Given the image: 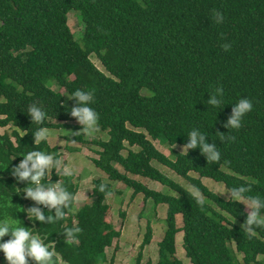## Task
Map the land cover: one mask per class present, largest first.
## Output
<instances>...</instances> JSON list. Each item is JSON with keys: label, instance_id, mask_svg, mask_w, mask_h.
I'll return each mask as SVG.
<instances>
[{"label": "trees", "instance_id": "obj_1", "mask_svg": "<svg viewBox=\"0 0 264 264\" xmlns=\"http://www.w3.org/2000/svg\"><path fill=\"white\" fill-rule=\"evenodd\" d=\"M69 11L81 25L77 38L67 26ZM214 11L223 14V23L214 22ZM225 43L231 45L229 51L222 49ZM219 86L224 95L217 109L206 101ZM78 89L94 92L89 106L99 115L97 130L106 136L92 141L98 148L93 167L131 189L132 196L141 194L153 208L165 205V229L154 264H182L174 258L178 232L189 264H264L257 260L264 257V228L249 237L240 228L245 207L219 198L200 183L206 178L225 190L250 184L249 195L264 198V0H0V127L13 128V144L8 136L1 137L3 169L33 150L59 157L45 141L33 144L32 134L40 127H80L69 124L76 122L69 114L74 104L69 99ZM242 98L251 100L253 109L242 118L241 128L222 127ZM34 103L46 113L42 125L31 124L27 115ZM194 128L219 148V162L207 163L199 148L187 156L172 150L187 143ZM217 132L236 139L220 142ZM70 138L82 142L78 134ZM152 142L170 148L174 159ZM150 163L199 188L203 206ZM135 177L156 182L174 196L147 189ZM58 179L75 195L72 176L52 170L51 182ZM91 184L90 203L75 215L55 224L34 221L35 233L54 241L68 264H101L104 249L119 236L109 222L105 194L98 191L101 183ZM76 226L82 229L79 243L71 244L63 231ZM150 236L146 223L134 264H152L140 263V249Z\"/></svg>", "mask_w": 264, "mask_h": 264}, {"label": "clouds", "instance_id": "obj_2", "mask_svg": "<svg viewBox=\"0 0 264 264\" xmlns=\"http://www.w3.org/2000/svg\"><path fill=\"white\" fill-rule=\"evenodd\" d=\"M213 20L216 24L224 21L223 14L213 12ZM222 49L229 51L231 45L223 44ZM223 87L219 86L215 92L209 95L206 104L212 108L219 109L223 104ZM69 100L74 101L73 106L69 110L71 118L81 126L79 132L92 134L98 128L99 115L89 105L94 102V92L92 90H76L71 94ZM253 104L247 98L240 99L231 108L230 118L222 127L226 129L239 130L242 126V118L252 111ZM31 124H43L46 113L35 103L30 105L27 110ZM49 129L40 127L33 136V144H39L46 141L49 137ZM206 133L199 129H192L188 133L187 143L180 145V153L188 154L190 149L199 148L200 154L204 156L207 163H216L220 161L221 152L216 144L206 142ZM220 142L235 141V136L225 135L217 132ZM75 141H73L74 143ZM176 147V145H175ZM59 169L61 176L68 177L73 175V171L68 166L62 164L61 159L56 158L53 154H46L43 151H29L23 156L22 160L11 169L12 177L17 183H26L27 186L22 189L25 199L34 202V205H42L43 208L37 206L28 207L25 211L29 221L39 222L40 224H55L63 220L67 215H75L78 208L74 206L76 196L70 193L63 184L62 180L51 182L52 170ZM47 180V183H43ZM95 187V186H94ZM17 193L21 189H16ZM98 191L104 193L105 197H111L114 193L108 190L106 184H100ZM189 192L196 203L203 206L205 197L199 188L189 186ZM252 192V186L239 185L231 189H226L224 194L228 200L243 204L246 210V219L240 225L249 237L256 234L257 228H264V198L258 195H249ZM85 197V193L83 194ZM177 195V193H176ZM86 198V197H85ZM47 209V214L45 213ZM54 210V215H52ZM33 230L29 227L19 226L11 227L8 221L0 222V241L5 236L11 238L7 241L0 242V252L3 253L6 264H64L62 255L56 251L55 242L45 243L39 235H34ZM82 232L79 226L66 227L63 231L66 241L71 244L79 243L78 236Z\"/></svg>", "mask_w": 264, "mask_h": 264}, {"label": "rangeland", "instance_id": "obj_3", "mask_svg": "<svg viewBox=\"0 0 264 264\" xmlns=\"http://www.w3.org/2000/svg\"><path fill=\"white\" fill-rule=\"evenodd\" d=\"M66 18L67 26L73 37L77 38L81 33V25L78 23L76 13L69 11L66 14ZM90 61L97 69L101 70L99 63L93 56L90 57ZM49 87L55 90L53 85H50ZM69 124L80 126L77 122ZM12 130L13 128L10 125H7L0 129V134L5 133V135L13 141V137L10 134ZM80 130L81 126L75 129H50L48 134L49 138L45 143L48 148L55 147L56 153L59 155L58 159H61L62 164L68 166L73 171L71 183L76 188L75 196L77 199L74 202L75 207L80 208L84 204L90 203L89 195L92 181L98 180L101 184H108L110 190L114 193L111 197H105L103 203L109 206V222L112 228L119 232V236L112 240L109 247L104 249V259L101 264H134V260L139 251V246L142 242L146 223H148L151 228V236L148 245H145L140 249V263L149 260L154 264L157 258L156 244L161 240L165 229V205L160 204L153 208L149 200H142L141 194L132 196L131 189L125 187L119 182L108 180L105 174L94 168L91 159H96L94 151L98 150V148H96L92 141H104L106 140V136L99 133L98 130L90 135L81 132L78 135L81 136L82 142L73 143V140L70 138L71 135H73L72 133L79 132ZM17 133L21 134L20 132ZM152 143L156 150L164 154L169 160L174 159V156L169 153L170 148L168 149L166 145H161L159 142ZM171 148L179 153L181 151L179 146H173ZM132 150H136V148L133 147ZM125 153L126 151L121 152L122 155ZM150 164L171 182L190 193V185L184 179L159 164ZM115 167L119 172H122L119 167ZM54 172H57L58 176H61L59 169H55ZM189 176L192 178L196 177L194 174H189ZM134 180L145 186L147 189L156 191L165 196H174L172 191L156 182L139 177H135ZM200 183L219 198L228 200L226 194L222 195L225 192L222 184L206 178H201ZM84 193L86 198L83 195ZM243 207L245 206L243 205ZM175 226L177 228H180L181 226L179 216L175 217ZM174 258L179 260L182 264H189L181 248V232H178L174 236ZM257 260L264 261V257H257Z\"/></svg>", "mask_w": 264, "mask_h": 264}, {"label": "flooded vegetation", "instance_id": "obj_4", "mask_svg": "<svg viewBox=\"0 0 264 264\" xmlns=\"http://www.w3.org/2000/svg\"><path fill=\"white\" fill-rule=\"evenodd\" d=\"M4 127H0L2 129ZM6 136L5 133L0 134V144L2 143L1 137ZM9 138V137H8ZM10 142L13 144V141L9 138ZM3 158V155H0ZM10 161L15 162V158L13 156H9ZM3 160L0 159V222L8 221L10 226L15 228L19 226L29 227L34 232V235H39L41 239L45 241V243H49L50 241L45 238L44 235L36 234V226L34 221H29L26 217L25 211L28 207L37 206L41 207V205H34V202L31 200L25 199L23 195L22 189L27 186L26 183H17V181L11 175V167L3 169ZM17 161L16 164H18ZM7 183V185L5 184ZM16 189H21L19 193H17ZM42 208V207H41ZM10 210H12V216H10ZM47 214V209L44 210ZM14 216V217H13ZM0 242L7 241L10 239V236H5ZM3 253L0 252V264H5ZM30 264V261H29Z\"/></svg>", "mask_w": 264, "mask_h": 264}, {"label": "built area", "instance_id": "obj_5", "mask_svg": "<svg viewBox=\"0 0 264 264\" xmlns=\"http://www.w3.org/2000/svg\"><path fill=\"white\" fill-rule=\"evenodd\" d=\"M56 181H57V180H56ZM56 181H55V182H56ZM55 182H54V183H55ZM41 207L43 208V206H42V205H41Z\"/></svg>", "mask_w": 264, "mask_h": 264}, {"label": "water", "instance_id": "obj_6", "mask_svg": "<svg viewBox=\"0 0 264 264\" xmlns=\"http://www.w3.org/2000/svg\"><path fill=\"white\" fill-rule=\"evenodd\" d=\"M64 264H68V263H66V262L64 261Z\"/></svg>", "mask_w": 264, "mask_h": 264}]
</instances>
